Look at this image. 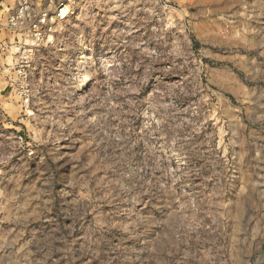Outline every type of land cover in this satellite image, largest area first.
Wrapping results in <instances>:
<instances>
[{"label": "clouds", "instance_id": "1", "mask_svg": "<svg viewBox=\"0 0 264 264\" xmlns=\"http://www.w3.org/2000/svg\"><path fill=\"white\" fill-rule=\"evenodd\" d=\"M237 3L241 34L256 41V52L245 53L256 57L249 67L264 65V0ZM138 4L151 15L141 19ZM159 4L57 0L63 15L54 39L21 65L17 88L61 119L51 121L49 138L33 147L12 140L13 151L0 156V264H264V227L238 228L229 248L220 242L222 223L197 231L203 224L181 215L192 209L195 216L209 182L212 196L236 195L229 169L245 161L221 159L211 144L201 150L204 125L193 117L203 104L199 114L184 105L205 95L203 66L189 55L178 62L151 28L154 16L162 18ZM248 80L249 103L264 110V72ZM41 97H52L55 108ZM78 109L97 115L85 119ZM173 159L175 168L166 163Z\"/></svg>", "mask_w": 264, "mask_h": 264}, {"label": "rangeland", "instance_id": "2", "mask_svg": "<svg viewBox=\"0 0 264 264\" xmlns=\"http://www.w3.org/2000/svg\"><path fill=\"white\" fill-rule=\"evenodd\" d=\"M3 1V8L0 9V17L3 19V26L0 28V156L13 151L9 147L12 140H20L33 147L35 140L49 138L53 131L51 121L61 119L48 109L40 110L39 107H34L31 97L26 103H21L24 98L17 92L20 90L17 88L20 76L16 73L20 54L16 53L14 47H10L17 45V41L23 44L26 42L28 45L25 48L29 50L21 55L26 56L24 64L30 65L35 49L44 48L45 45L32 43L23 30H13L7 26L5 18L8 9L14 8L15 0ZM127 2L135 3L136 0ZM33 3L36 9L46 8L53 12L57 0H33ZM137 7L140 8V5ZM155 11L162 14V18L160 15L154 16L150 22L151 28L160 31L164 39L169 41V48L174 51L176 60L183 62L184 56L189 55L203 66L198 85L204 88L205 95L202 99L197 93L196 96L188 98V103L184 105L191 106L199 114L198 105L203 104V115L193 117L204 125L198 133L204 141L201 143V150L211 144L213 152L219 154L221 159L227 157L231 162L233 157H242L245 161L236 164L234 169H229L237 183L236 195L229 198L212 196L214 189L209 182L205 184L204 191L207 199L199 211L195 212V216L192 209L181 211V215L187 217L190 222L194 220L203 224V229L198 228L197 231L211 229L222 223V232L225 234L220 236V242L230 248L232 234L237 233L238 228L247 226L254 230L264 227V195H261L264 193V131H261L264 122L257 119L264 114V110L249 103L253 91L250 84L253 82L248 80L250 72H264V65L257 61L255 68L249 67V63L256 57L247 56L245 53L256 52L252 47L256 41L246 32L241 34L242 17L235 13L243 12L244 9L239 6L237 0H160ZM137 15L143 19L151 14L140 8ZM177 21L180 23L177 24ZM56 27L54 23L53 30ZM53 30L44 40L54 39ZM240 57L244 59L241 60ZM109 63L111 64V61ZM22 69V72L26 70ZM49 82L58 83L54 80ZM41 99L49 105V109L55 108L52 97ZM78 111L82 112L85 119L97 115L83 109ZM189 115L190 113H185L184 118L187 119ZM72 118L63 117L64 120ZM76 150L79 151V147ZM253 157L257 159H252ZM166 163L172 168L176 167L174 159ZM99 175L104 178L103 172ZM21 183L23 184V181ZM33 184L39 188L35 180ZM193 184L198 187L200 180L193 181ZM241 190L244 191L243 197L239 195ZM8 191L11 192V189ZM185 191L188 189L185 188ZM2 199L3 197H0V200ZM217 231L220 232L221 229L217 228ZM240 235L242 233H237V236Z\"/></svg>", "mask_w": 264, "mask_h": 264}, {"label": "built area", "instance_id": "3", "mask_svg": "<svg viewBox=\"0 0 264 264\" xmlns=\"http://www.w3.org/2000/svg\"><path fill=\"white\" fill-rule=\"evenodd\" d=\"M4 1L0 0V9L3 8ZM55 12V13H54ZM63 11L55 9V11L47 10L46 8H40L36 11L33 0H15V6L13 9H8L5 21L7 26L13 30H23L27 37H30L32 43H41L45 36L53 30L55 19L57 16H62ZM0 17V28L3 26ZM18 42L17 45H13L10 48H15L16 53L20 54L19 61L16 63L18 76L22 74L21 65L24 64L26 56L21 55L29 49L25 46L28 45ZM33 45V44H31ZM22 51V52H21ZM20 96H23L21 91H17ZM25 101H28L29 97H23Z\"/></svg>", "mask_w": 264, "mask_h": 264}, {"label": "bare ground", "instance_id": "4", "mask_svg": "<svg viewBox=\"0 0 264 264\" xmlns=\"http://www.w3.org/2000/svg\"><path fill=\"white\" fill-rule=\"evenodd\" d=\"M62 15H63V13H62Z\"/></svg>", "mask_w": 264, "mask_h": 264}]
</instances>
